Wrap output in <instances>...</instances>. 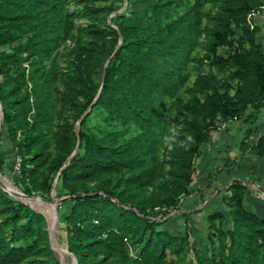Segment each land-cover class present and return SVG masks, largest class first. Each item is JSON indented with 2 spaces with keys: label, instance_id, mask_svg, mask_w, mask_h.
<instances>
[{
  "label": "trees",
  "instance_id": "trees-1",
  "mask_svg": "<svg viewBox=\"0 0 264 264\" xmlns=\"http://www.w3.org/2000/svg\"><path fill=\"white\" fill-rule=\"evenodd\" d=\"M122 2L0 0V145L5 133L13 184L50 200L56 182L76 264H264V217L244 206V178L218 192L201 244L190 213L183 232L162 227L221 124L246 125L239 156L264 155V46L247 23L264 0H126L117 12ZM12 197L0 188V264H59L43 215Z\"/></svg>",
  "mask_w": 264,
  "mask_h": 264
},
{
  "label": "rangeland",
  "instance_id": "rangeland-1",
  "mask_svg": "<svg viewBox=\"0 0 264 264\" xmlns=\"http://www.w3.org/2000/svg\"><path fill=\"white\" fill-rule=\"evenodd\" d=\"M122 5H123V2H122ZM122 5L118 9L117 12H124L126 5L124 8L122 7ZM262 10H264V9H262ZM262 10H260L259 16H261ZM114 14L115 13H112L107 17V20H106L107 23H109V21H108L109 17L114 15ZM258 17H255L256 24H257V18ZM261 39H262V45L264 46V37H261ZM229 122L230 123H228V124L226 123V125L221 124L219 126L218 130L214 133L211 140L205 146H203V148L201 149V155L199 158H197L195 160V163H194L195 173L193 175V180H195L198 175L201 177H205L206 168H209L208 179L210 182L212 177L213 178L218 177V173H220V171L222 170V168H219V167H221V164H222L220 157L225 156L227 153L231 157L236 156V155H234V152H233L234 150L233 151L231 150V148L233 147L232 144L238 142V140L242 136L243 130L246 127V125L241 124L239 121H237V122L229 121ZM254 125H255V123H254ZM232 130H233V132H232ZM256 134L253 135L251 138L255 139ZM2 137L3 138H2L1 145H0V150L4 156L5 165H4V172L0 173V181L2 182L1 184L6 191H8L6 186H11L16 191L22 193L21 190L18 189L13 184V181H14L16 174L14 172L13 164H12V153H11V149H10V146L8 144V140H7L5 133H2ZM227 137H230V138L228 139ZM170 139L172 140V138H170ZM165 145L168 146V143H165ZM235 153L238 154V152H236V151H235ZM254 158L256 159L255 155L249 154L248 156L241 158L242 159L241 161L236 160L237 161L236 164L238 163V164L242 165L241 169L239 170V173L244 171V170H242L243 168H248L252 164L251 161ZM247 159H249V160H247ZM202 161L207 164V167H201L200 166ZM240 162H242V163H240ZM237 173H238V171H236V174L233 175L235 178H238ZM231 176H232V174H231ZM245 185L247 186L246 183H245ZM8 194L19 199L18 197L14 196L10 192ZM36 196L37 195H32L31 198H37ZM23 202L31 205L32 207L39 209V211L43 214L44 219H45V226H46L45 229L47 231V236L49 238L48 243L53 248V250H52L53 255L56 259H58L59 264H74L72 258L69 256V254L66 253L65 236H64V233L62 231V224L60 221V215H62L65 212L67 205L62 204L60 209L57 210V206L59 205L58 204L55 207V211H54V204H53L51 210L48 211V210L42 209L40 206L33 205L28 201H23ZM55 215H56V218H55ZM173 215H175V216H173ZM170 216H173V218L168 220L162 227L166 228L167 230L176 232V233L183 232V230H184V222L183 221L184 220L181 217L182 215L181 216L179 215V210L176 209V210L172 211L166 217H170ZM188 222H189V228H190V234H189L190 235L189 236L190 242L193 244H197V245L201 244L205 238L204 219H199L198 221H194V222H196L195 225L191 224V221H188ZM225 222H226V224L229 223L228 217L226 218Z\"/></svg>",
  "mask_w": 264,
  "mask_h": 264
},
{
  "label": "crops",
  "instance_id": "crops-1",
  "mask_svg": "<svg viewBox=\"0 0 264 264\" xmlns=\"http://www.w3.org/2000/svg\"><path fill=\"white\" fill-rule=\"evenodd\" d=\"M257 24L259 25L260 30L258 39L262 43L261 37H264V10H262L261 16L257 18ZM226 123L228 124L230 122L228 121ZM226 123L223 125H226ZM255 125L259 131H264V108L260 109L257 113ZM227 138L229 139L230 137ZM235 144L236 143L232 144L233 147L231 150H234L233 152L234 155H236L235 157L237 161H241V158L246 157L249 154L255 155L256 159L254 158L251 161L252 164L249 167L247 166L248 168H243L242 170L244 171L240 173L236 168V165L229 168L228 171L222 169L220 173H218V177H212L210 182L208 179L209 168H206L205 177L198 175L190 185L191 194L183 199L180 207L177 209L179 210L180 216L182 213H190L188 219L191 221V224L195 225L196 222L194 221H198L199 219H204L205 223V216L209 211L221 208L218 192L235 178L233 175L236 174V171H238V179L244 178V183L247 184V191L244 198L245 207L256 215L264 217V155L259 157L253 151L239 156V153H235V151L238 152L237 149H235ZM221 158L222 157H220V159ZM200 166L207 167V164L202 161ZM219 168H222V164Z\"/></svg>",
  "mask_w": 264,
  "mask_h": 264
},
{
  "label": "water",
  "instance_id": "water-1",
  "mask_svg": "<svg viewBox=\"0 0 264 264\" xmlns=\"http://www.w3.org/2000/svg\"><path fill=\"white\" fill-rule=\"evenodd\" d=\"M125 5H126V0H123V5H122V7L124 8L125 7ZM122 9V8H121ZM106 62H107V60H106ZM106 62H105V64H106ZM104 64V65H105ZM97 96V95H96ZM95 96V97H96ZM89 110V108L86 110V111H88ZM85 113V112H84ZM1 119H2V110H1V105H0V126H1ZM77 130H78V122H76V124L74 125V133L76 134L77 133ZM77 146V145H76ZM76 146H75V149L73 150V152L69 155V157L67 158V160L66 161H68L72 156H73V154L75 153V151H76ZM55 181H56V177H55ZM55 186H56V182H54L53 183V186H52V189H51V192H50V200H45V199H43V198H41L40 196H36V197H38L41 201H43L44 203H52V204H54V211H55V207L58 205V204H60V202H61V200L63 199V197H60V198H56L55 197ZM0 188H1V190H3L4 192H6V190L3 188V186L0 184ZM7 193V192H6ZM8 194V193H7ZM10 197H12L10 194H8ZM22 195L23 196H25V197H30V196H28V195H26V194H24L23 192H22ZM13 199H15V200H17V201H19V202H22V203H24V204H26L25 202H23V201H21V200H18V199H16V198H14V197H12ZM26 205H28L30 208H32V209H34V210H37L39 213H41L40 211H39V209H37V208H35V207H32L31 205H29V204H26ZM42 214V213H41ZM43 215V214H42ZM44 217V216H43ZM55 218H56V215H55ZM48 240H49V238H48ZM66 245V244H65ZM49 247H50V249L51 250H53V248L49 245ZM66 249V253L67 254H69V256L72 258V260H73V262H74V264H76V261H75V258L73 257V255L70 253V252H68L67 251V248H65Z\"/></svg>",
  "mask_w": 264,
  "mask_h": 264
},
{
  "label": "bare ground",
  "instance_id": "bare-ground-1",
  "mask_svg": "<svg viewBox=\"0 0 264 264\" xmlns=\"http://www.w3.org/2000/svg\"><path fill=\"white\" fill-rule=\"evenodd\" d=\"M2 182L0 181V184ZM2 185V184H1ZM6 186V185H5ZM7 190L12 193L14 196L18 197L21 201H28L30 202L31 204L33 205H36V206H40L42 209L44 210H51L52 208V203H44L43 201H41L38 197L37 198H31L30 197H25L22 195V193L16 191L13 187L11 186H6ZM8 191H6L7 193H9Z\"/></svg>",
  "mask_w": 264,
  "mask_h": 264
},
{
  "label": "built area",
  "instance_id": "built-area-1",
  "mask_svg": "<svg viewBox=\"0 0 264 264\" xmlns=\"http://www.w3.org/2000/svg\"><path fill=\"white\" fill-rule=\"evenodd\" d=\"M259 12H260V10L254 11V12H250L247 15V23L249 24V26L251 28L256 25L255 17H258L259 16ZM13 169H14V172L15 173H18V159L17 158L14 161Z\"/></svg>",
  "mask_w": 264,
  "mask_h": 264
}]
</instances>
